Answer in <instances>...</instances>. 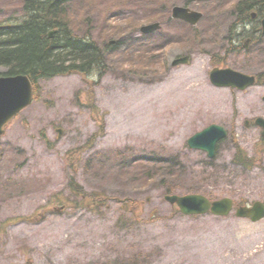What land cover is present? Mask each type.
I'll use <instances>...</instances> for the list:
<instances>
[{
	"label": "rangeland",
	"instance_id": "374dc122",
	"mask_svg": "<svg viewBox=\"0 0 264 264\" xmlns=\"http://www.w3.org/2000/svg\"><path fill=\"white\" fill-rule=\"evenodd\" d=\"M69 1L79 20L88 17L79 36L117 48L96 73L40 78L34 102L0 138V264H264V220L236 211L189 216L165 198L264 201V136L255 124L264 117V81L242 91L210 80L216 60L264 76L258 22L234 29L235 2L219 0L192 2L204 13L195 28L171 18V6L187 0ZM10 6L17 3L0 0V20ZM156 16L163 29L139 40L138 26ZM247 35L258 43L236 50ZM141 43L157 46L142 68L133 58L148 48ZM183 53L191 61L173 66ZM213 123L230 135L209 165L188 139ZM235 140L255 165L232 163ZM72 179L100 204H83Z\"/></svg>",
	"mask_w": 264,
	"mask_h": 264
},
{
	"label": "trees",
	"instance_id": "16d2710c",
	"mask_svg": "<svg viewBox=\"0 0 264 264\" xmlns=\"http://www.w3.org/2000/svg\"><path fill=\"white\" fill-rule=\"evenodd\" d=\"M193 1H208L215 5L218 2L220 5L235 2L231 12L236 14L233 23L236 30L248 25L249 21H255L251 18L253 11H257L258 20L264 16V0H219L217 3L212 0H187L186 3L190 5ZM68 3V0H27L26 15L13 26L0 29V75L30 74L36 81L42 77L75 72L87 75L108 66L106 53L111 49L116 50L117 45L106 43L105 47H101L95 38L89 37L88 30L87 35L79 36L81 30L79 27L88 22V17L79 20L78 13L76 14L73 6ZM166 5L167 2L162 4ZM157 18L158 16L151 19ZM258 20L256 21L260 25ZM55 28L58 32L54 37H49L50 31ZM253 37L255 43L257 37ZM240 48L242 45L239 44L236 49ZM151 52V49H147L137 54L136 65L139 64L141 67L143 63L147 65L154 62L157 56ZM3 67L7 69L5 72L1 71ZM259 81H264L263 74H260ZM90 101L93 102L92 94ZM235 146L232 163L251 166L255 159L249 157L239 143L236 142ZM206 162L214 165L216 159H209ZM139 204L140 202L136 200V208ZM130 205L132 206V202Z\"/></svg>",
	"mask_w": 264,
	"mask_h": 264
},
{
	"label": "water",
	"instance_id": "95a60500",
	"mask_svg": "<svg viewBox=\"0 0 264 264\" xmlns=\"http://www.w3.org/2000/svg\"><path fill=\"white\" fill-rule=\"evenodd\" d=\"M203 14L185 6H175L173 8V17L184 19L193 25H196ZM256 14L253 15L255 17ZM264 33V19L262 20ZM161 27L159 22L147 24L142 27L145 33L153 32ZM52 31L49 36L52 37L56 32ZM189 61V56L178 58L174 65L184 64ZM211 80L218 86H233L240 89H246L256 83V76L236 71L231 68H215L211 73ZM33 99V85L26 75L3 76L0 77V135L4 134L7 126L14 116L31 103ZM257 124L264 128V118L259 117ZM228 135L227 130L217 124H212L204 130L194 134L188 143L191 148L206 150L210 157L216 155L217 142ZM167 199L172 203L177 202L186 214L205 213L212 210L215 214H228L233 208L231 198H223L211 202L203 194L187 195H168ZM238 214L243 217H251L257 221L264 218V203L257 201L253 207L242 206L238 209Z\"/></svg>",
	"mask_w": 264,
	"mask_h": 264
},
{
	"label": "flooded vegetation",
	"instance_id": "af4514ba",
	"mask_svg": "<svg viewBox=\"0 0 264 264\" xmlns=\"http://www.w3.org/2000/svg\"><path fill=\"white\" fill-rule=\"evenodd\" d=\"M11 2H12V5L15 4V1H11ZM26 5H27V0H26V4L24 5V8H25V9L27 8ZM14 7H15V6H14ZM9 8L11 9L12 12L14 11V9H13L12 6H10ZM8 18H9V20H12L13 18H15V15L12 13V14H10V15L8 16Z\"/></svg>",
	"mask_w": 264,
	"mask_h": 264
},
{
	"label": "bare ground",
	"instance_id": "6f19581e",
	"mask_svg": "<svg viewBox=\"0 0 264 264\" xmlns=\"http://www.w3.org/2000/svg\"><path fill=\"white\" fill-rule=\"evenodd\" d=\"M5 19V18H4Z\"/></svg>",
	"mask_w": 264,
	"mask_h": 264
}]
</instances>
